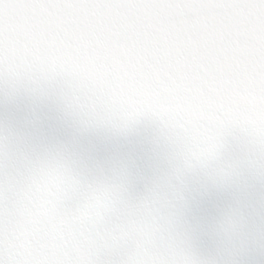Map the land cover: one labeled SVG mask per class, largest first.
Segmentation results:
<instances>
[{"label":"snow or ice","instance_id":"1","mask_svg":"<svg viewBox=\"0 0 264 264\" xmlns=\"http://www.w3.org/2000/svg\"><path fill=\"white\" fill-rule=\"evenodd\" d=\"M0 264H264V0H0Z\"/></svg>","mask_w":264,"mask_h":264}]
</instances>
